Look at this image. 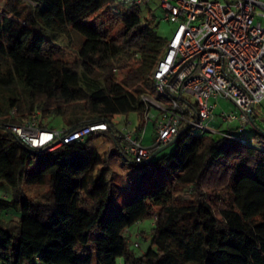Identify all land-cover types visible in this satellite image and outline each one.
I'll return each instance as SVG.
<instances>
[{
  "label": "trees",
  "instance_id": "1",
  "mask_svg": "<svg viewBox=\"0 0 264 264\" xmlns=\"http://www.w3.org/2000/svg\"><path fill=\"white\" fill-rule=\"evenodd\" d=\"M35 1L34 10L20 0L0 6V264H264V132L243 130L240 143L182 126L141 162L169 180L107 215L118 190L112 163L131 159L114 147L112 120L124 115L126 125L135 114L140 124L141 95L161 98L151 73L167 39L150 4L114 14V0ZM99 13L98 25L85 23ZM73 35L80 43L69 59L56 41L65 36L71 48ZM34 114L44 129L53 128L42 119L59 117L66 129L107 122L110 130L40 153L7 127ZM99 136L110 142L103 154L91 149ZM33 187L44 191L31 197ZM188 193L193 200L177 197ZM145 219L152 238L135 255L128 233Z\"/></svg>",
  "mask_w": 264,
  "mask_h": 264
},
{
  "label": "built area",
  "instance_id": "2",
  "mask_svg": "<svg viewBox=\"0 0 264 264\" xmlns=\"http://www.w3.org/2000/svg\"><path fill=\"white\" fill-rule=\"evenodd\" d=\"M20 1L33 10L39 6L35 0ZM151 1L114 0L111 12L116 14L119 8L143 9ZM156 1L162 13L160 20L174 27L151 73L161 98L142 94L141 123L131 127L127 122L123 130L113 127L118 154L141 163L172 142L182 126L191 127L198 136L240 143L247 140L239 133L250 124L261 132L255 120L264 118V0ZM221 99L237 109L220 113L222 122L237 124L222 131L212 125ZM10 114L15 115L16 109ZM37 117L34 114L20 125L7 127L40 153L110 130L107 122L44 129L35 124ZM150 122L154 130L151 144L146 146V126Z\"/></svg>",
  "mask_w": 264,
  "mask_h": 264
},
{
  "label": "rangeland",
  "instance_id": "3",
  "mask_svg": "<svg viewBox=\"0 0 264 264\" xmlns=\"http://www.w3.org/2000/svg\"><path fill=\"white\" fill-rule=\"evenodd\" d=\"M150 9L152 11V14L155 16V21L157 22V25L154 26L155 31L162 38L169 39L174 28L173 25L171 23H167L160 20V18H162V13L158 7L157 2L150 3ZM102 18V13H99L97 15H91L85 20V23L89 26H95L102 21ZM118 29H116L114 32H116ZM72 41H74V44L71 48L69 47L71 44H69L68 39L65 36H59L56 41V43L60 47L65 49L66 56L69 59L74 56V51L80 43V38L73 35ZM124 75V71H117L116 79L120 80ZM218 104L219 106L214 111V119L212 125L218 128L220 131L231 128L233 125H237L236 123L227 124L220 120V113L223 110L237 112V109L234 104L222 99L219 100ZM262 106H264V104H262ZM125 119L126 117L124 115H117L113 118L112 121L116 125L118 130H123L124 128H126V126L124 125ZM127 120L131 123V127H134L138 122L137 116L135 114H130ZM38 121L39 119L37 117V119L35 120V124L37 126H39ZM41 123L48 128H53L57 130H61L64 128V124L62 123L59 117L44 118L41 120ZM255 125L258 129L264 132V118H258L257 120H255ZM153 130L154 124L152 122L148 123L146 126L144 145L147 146L151 144ZM252 134L253 126L250 124L244 129L242 135H247L248 137H251ZM109 147V139L108 137L104 136L97 137L91 145L92 150H98L101 154H103L105 151H108ZM38 166V164L35 165V167ZM111 168L116 174V177H114V183L117 185L118 190L115 191L111 200L109 201V204L107 206V215H111L123 204L135 199L142 192L154 189L158 185H161L167 180H169L170 178L169 174L165 170L154 169L145 163H134L131 159H128V161H125L121 158L117 159L115 162L112 163ZM28 170L32 172L36 170V168L30 167ZM26 191L32 197L44 191V189L33 187L26 189ZM3 195V191L0 189V197ZM177 197L179 200L194 199L192 194L189 193L184 194L182 196L178 195ZM152 224L153 219H145L139 223L134 224L130 228L128 233L130 243L128 244V247L135 255H141L145 253V251L148 249L152 238ZM135 243L138 244L137 247L133 246V244Z\"/></svg>",
  "mask_w": 264,
  "mask_h": 264
},
{
  "label": "water",
  "instance_id": "4",
  "mask_svg": "<svg viewBox=\"0 0 264 264\" xmlns=\"http://www.w3.org/2000/svg\"><path fill=\"white\" fill-rule=\"evenodd\" d=\"M176 139V138H175ZM174 139V140H175ZM166 146H162L159 149H157L148 159L147 161H149L150 159H152L157 153H159L160 151L164 150Z\"/></svg>",
  "mask_w": 264,
  "mask_h": 264
},
{
  "label": "crops",
  "instance_id": "5",
  "mask_svg": "<svg viewBox=\"0 0 264 264\" xmlns=\"http://www.w3.org/2000/svg\"><path fill=\"white\" fill-rule=\"evenodd\" d=\"M234 127H236V125L235 126L233 125L231 128H234Z\"/></svg>",
  "mask_w": 264,
  "mask_h": 264
},
{
  "label": "bare ground",
  "instance_id": "6",
  "mask_svg": "<svg viewBox=\"0 0 264 264\" xmlns=\"http://www.w3.org/2000/svg\"><path fill=\"white\" fill-rule=\"evenodd\" d=\"M119 158V157H118ZM120 159V158H119ZM122 159V158H121Z\"/></svg>",
  "mask_w": 264,
  "mask_h": 264
}]
</instances>
